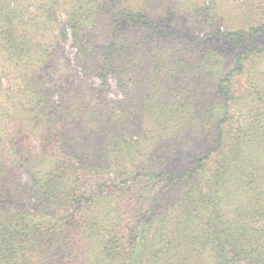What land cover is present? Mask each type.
<instances>
[{
	"label": "trees",
	"instance_id": "16d2710c",
	"mask_svg": "<svg viewBox=\"0 0 264 264\" xmlns=\"http://www.w3.org/2000/svg\"><path fill=\"white\" fill-rule=\"evenodd\" d=\"M0 264H264V0H0Z\"/></svg>",
	"mask_w": 264,
	"mask_h": 264
},
{
	"label": "rangeland",
	"instance_id": "374dc122",
	"mask_svg": "<svg viewBox=\"0 0 264 264\" xmlns=\"http://www.w3.org/2000/svg\"><path fill=\"white\" fill-rule=\"evenodd\" d=\"M229 14H230V17H232L233 14L232 13H229ZM239 18H240V21L245 19L246 18V13H243V12L239 13V17L237 19H239ZM165 21H167V22L163 23V25L165 26V29L167 31H170V30L174 29V26L172 24L173 21H176L179 24V21L175 20L174 17H172L171 21H170V19H167ZM187 31L189 33H194L193 36H191V35L188 36L190 38V41H192V39H194L196 37V35H198L197 37H200V38H203L204 36H208L207 38L204 39L205 41L210 40L212 37L215 38V41H213L211 43V47H209V48L219 49V50H223V49L229 50L230 47H231V46L226 45L227 40L223 41L221 37H216V35H214L210 29H208V30L206 29L204 31H200L198 34L192 28H187ZM204 45H205V42H204ZM66 48H67L68 55L70 56V58L73 59L75 54H76V50L73 47V45H72L70 40L67 42V47ZM238 79L240 81L241 80L242 81H246V78H244V77H241V78H238ZM92 82L95 83V84L98 83V81L95 80V79L92 80ZM109 83H110V91H109L108 97L110 98L112 103H115V101H120L123 96L121 94V91H120L119 87H117L116 80L113 77H109ZM243 89H245V87ZM243 89L240 88L239 93L245 92V91H243Z\"/></svg>",
	"mask_w": 264,
	"mask_h": 264
}]
</instances>
